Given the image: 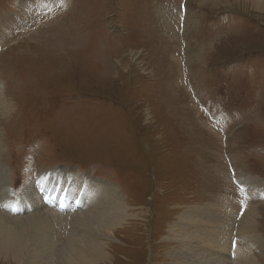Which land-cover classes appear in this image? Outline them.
<instances>
[{"label": "rangeland", "instance_id": "1", "mask_svg": "<svg viewBox=\"0 0 264 264\" xmlns=\"http://www.w3.org/2000/svg\"><path fill=\"white\" fill-rule=\"evenodd\" d=\"M23 1L35 0H0V95L12 108L0 115V182L10 204L39 170L75 169L107 187L87 200V215L104 213L109 200L123 214L102 235L105 264H181L184 234L168 233L190 209L203 212L197 228L207 238L224 239L211 244L219 254L229 244L222 260L230 263L243 249L235 234L245 198L261 243L247 248L248 263L264 264V9L234 0H42L25 13ZM228 207L234 219L228 212L218 227L211 214ZM3 211L7 226L29 215L17 212L24 219L14 223ZM67 227L54 225L57 248L68 246ZM0 264H14L2 247Z\"/></svg>", "mask_w": 264, "mask_h": 264}, {"label": "bare ground", "instance_id": "2", "mask_svg": "<svg viewBox=\"0 0 264 264\" xmlns=\"http://www.w3.org/2000/svg\"><path fill=\"white\" fill-rule=\"evenodd\" d=\"M229 1L230 0H226L225 3L228 4ZM234 1H243L247 4H250L253 9H264V0ZM44 3L46 2L42 0H35L33 2L23 1L21 4V10H23L25 13H29L38 9H42ZM11 109L12 108L9 102L7 103V101H5V99L0 95V115L7 114V112L9 113ZM146 116L147 118L149 117L148 113L146 114ZM26 173L30 175L29 170H26ZM1 175L2 173L0 171V178ZM63 178H67V180H63ZM248 182L249 181H247L246 183ZM246 185L250 186L251 189H253V187H258L251 185V183L249 185ZM44 187L48 188L49 191L51 190V187L58 188L60 189V195L63 191H67L71 194V197L67 202L66 211L56 212L55 209L50 210L43 205V202H41V198L39 197V192L44 191ZM24 189L25 191L23 192L21 203H18L16 205L19 207V211L22 210L23 212L29 213L26 222H22L23 224L19 227H16L14 225L7 226L6 224H1L0 222V247H2V249L6 253L10 252L14 264L106 263L105 260L107 258V255L106 252H104L103 244L100 243L103 240L105 241V238L102 235L111 234L112 228H116L117 226H119V224H121L123 214L121 213V210H117L114 208L111 209L106 206L110 200L107 202L105 201L106 203L104 204V207L102 206L104 208V213L101 212V215H94V213L90 216L87 215L89 211L84 212L88 208V206H86L87 200L91 204L94 196L98 193V191H101V195L105 196L107 190V187L105 185L103 193V189L100 187V185L96 184L94 182V179H92L89 175H80L78 171H75V169L66 167L65 171L56 170L45 172L39 170L36 182H32L31 184L26 185ZM251 195L252 193L250 194V196ZM7 196L8 193L7 191H5L4 184L0 182V208L2 210V213H0V215L5 214L3 210L9 206L10 209L8 210V212H11V208L14 205H10ZM77 196L81 197L77 198V201L75 202L74 199ZM32 199H37L39 202H41L43 205V209L35 206L36 203L33 202ZM115 206L120 207V204L116 202ZM244 209L245 210L243 213L245 214L240 220L241 223L237 225V233L235 234L236 239L234 238L243 246V249L239 251L240 255H233V257L231 258L232 261L230 263L222 260V258H225L224 254L228 253L229 244L225 248L222 247L223 254H219V252H217L211 244L216 242L218 244H221L222 240L224 239H209L207 238V236H205V230H202V228L200 230L198 229L200 228V217L203 215V212L196 213L197 216L195 217H192L190 213H192V211L198 212V210L190 209L189 211L186 210L185 212H183L179 216L180 222L173 224V227H170L171 229L168 233V236H170L171 233L176 230L178 233L176 237L178 239H180L179 237L184 234L181 237V241H184L185 245L187 246L190 257L188 256V251L184 252V258L181 264H236L237 262L238 264H249L247 248H254L255 246L260 247L261 243L255 239L256 235L258 236V234H255L254 232V213L251 212L248 207H245ZM127 210L128 209L123 210L122 212ZM228 212H231V217L232 219H234L233 211L229 207L224 212H218L217 214H211L212 212H209V214H211L215 218V220L218 222V227H220L222 225L224 226L225 223H228ZM14 214H17V212ZM14 214H9V216H7H11L12 219H14V223L24 219V217L14 218ZM133 218H138V214H135ZM205 219L207 220L208 217H206ZM232 219L230 224L232 223ZM193 220H195L196 225L194 224ZM0 221L7 222L6 219H2L1 217ZM59 221H62L63 223L67 222V224H69V227L67 228H72L73 230V233L68 240V246L64 248H57V246L59 245L54 242V234L52 230L55 224L59 225ZM193 227L196 228L194 229ZM177 238H173L174 241H176ZM182 250L184 249L182 248ZM210 252L213 257H211L212 255L210 256ZM207 253L209 254L205 256ZM173 259L175 260V264H177L178 258L173 257Z\"/></svg>", "mask_w": 264, "mask_h": 264}, {"label": "snow or ice", "instance_id": "3", "mask_svg": "<svg viewBox=\"0 0 264 264\" xmlns=\"http://www.w3.org/2000/svg\"><path fill=\"white\" fill-rule=\"evenodd\" d=\"M237 183H240V192L244 193L246 196H250V190L247 189L246 186L243 185L241 182H237ZM241 203H242V211H243V207H245V205L243 204V201ZM235 246H236V242L233 241V248H235Z\"/></svg>", "mask_w": 264, "mask_h": 264}]
</instances>
